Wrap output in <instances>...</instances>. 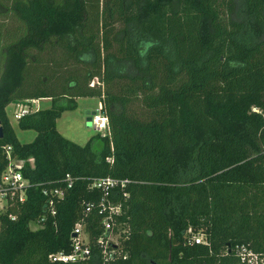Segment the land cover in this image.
<instances>
[{
  "label": "trees",
  "instance_id": "obj_1",
  "mask_svg": "<svg viewBox=\"0 0 264 264\" xmlns=\"http://www.w3.org/2000/svg\"><path fill=\"white\" fill-rule=\"evenodd\" d=\"M242 9L244 18L236 0H0V171L4 145L33 159L23 199L0 214V264H100L93 246L75 262L47 255L70 251L80 218L89 237L101 233L100 192L88 184L104 176L129 180L108 196L127 256L104 264H243L235 245L264 255V0ZM78 97H97L107 126L83 145L55 127ZM40 98L49 105L16 120L35 132L20 142L5 107ZM66 173L72 183L49 215L42 190L63 188ZM194 233L204 242L189 241Z\"/></svg>",
  "mask_w": 264,
  "mask_h": 264
},
{
  "label": "built area",
  "instance_id": "obj_2",
  "mask_svg": "<svg viewBox=\"0 0 264 264\" xmlns=\"http://www.w3.org/2000/svg\"><path fill=\"white\" fill-rule=\"evenodd\" d=\"M34 100L36 99L14 102L17 108L12 112L13 119H18L22 115L31 111L32 109H28V107H26V105L23 106L22 103H33ZM90 124L93 130L101 136L106 133V118L100 113V111L91 115ZM2 153L4 155L5 164L0 171V214L5 211L7 205L11 203L13 199L16 198L18 201L23 199L27 181L23 177L21 170L24 168L25 164L29 167H32L33 164L31 156L19 158L16 155H13L9 145L2 146ZM105 160L112 162L111 157H106ZM63 182L65 183L63 188L42 190V193L48 196L47 211L49 215L54 214L53 201L62 199L64 189L70 187L72 183V179L67 173L63 176ZM128 182V179H117L109 176L92 179L88 184V189H97L100 192L97 213L102 215L99 221L101 233L97 236L89 237L84 231V222L82 218H80L79 221L73 224L69 233L70 251L67 253L63 251L52 252L47 255V258L53 262H75L84 260L89 257L90 249L93 246L100 254V264H104L105 262L112 261L116 258L125 259L127 253L123 250L121 241L127 236L120 238V232L118 231V227H116L113 218V216L119 214V205L111 203L108 196L113 188H122ZM125 195L126 193H123V196ZM91 207L92 203H86L84 210L88 211ZM10 219H13V216H10ZM43 221L44 216L42 215L34 221L29 222V224L35 225L36 229H38L42 227ZM123 231L124 230H121V232ZM188 240L193 241L194 243L204 242L202 234L200 233L190 234ZM234 251L238 260L243 264H264V255L258 256L245 246L235 245Z\"/></svg>",
  "mask_w": 264,
  "mask_h": 264
},
{
  "label": "rangeland",
  "instance_id": "obj_3",
  "mask_svg": "<svg viewBox=\"0 0 264 264\" xmlns=\"http://www.w3.org/2000/svg\"><path fill=\"white\" fill-rule=\"evenodd\" d=\"M242 2L243 0H236V14L238 13L237 17L244 18L245 15L242 9ZM96 84L97 80L96 78H93L90 81V85ZM46 99L47 98H40L34 100L33 103L24 102L22 103V105H26L28 109L32 110H34L36 107L45 108L49 105V99ZM75 103L76 106L74 109L62 112L61 115L55 120V127L56 130L66 139L71 140L79 145H83L90 136L97 134L93 130L91 124L87 125L84 119L86 116L85 112L89 113L91 110H94L95 113H98L99 99L97 97H78L75 99ZM14 105V102H11L5 107V112L8 121L18 141L29 142L32 140L33 136L35 135V132L32 130H20L16 127L17 119H13L12 117V112L14 111V109L17 108V106ZM131 109L137 113L143 111V109L138 106L137 101L132 104ZM94 146H96V143L94 144ZM28 226L31 230L36 229L35 225L29 224Z\"/></svg>",
  "mask_w": 264,
  "mask_h": 264
},
{
  "label": "water",
  "instance_id": "obj_4",
  "mask_svg": "<svg viewBox=\"0 0 264 264\" xmlns=\"http://www.w3.org/2000/svg\"><path fill=\"white\" fill-rule=\"evenodd\" d=\"M94 113H95L94 110H91L89 113L85 112L86 116H85L84 121H85V123H86L87 125H90V118H91V115H93ZM1 135H2V133H1V128H0V137H1ZM72 235H73V234H72Z\"/></svg>",
  "mask_w": 264,
  "mask_h": 264
},
{
  "label": "crops",
  "instance_id": "obj_5",
  "mask_svg": "<svg viewBox=\"0 0 264 264\" xmlns=\"http://www.w3.org/2000/svg\"><path fill=\"white\" fill-rule=\"evenodd\" d=\"M47 100V99H46ZM35 109H38L37 107ZM29 225V224H28Z\"/></svg>",
  "mask_w": 264,
  "mask_h": 264
}]
</instances>
